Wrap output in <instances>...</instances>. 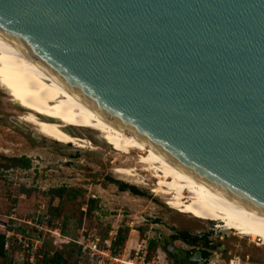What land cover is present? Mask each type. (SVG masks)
Masks as SVG:
<instances>
[{
	"label": "water",
	"instance_id": "95a60500",
	"mask_svg": "<svg viewBox=\"0 0 264 264\" xmlns=\"http://www.w3.org/2000/svg\"><path fill=\"white\" fill-rule=\"evenodd\" d=\"M0 34L264 226V0H0Z\"/></svg>",
	"mask_w": 264,
	"mask_h": 264
},
{
	"label": "rangeland",
	"instance_id": "374dc122",
	"mask_svg": "<svg viewBox=\"0 0 264 264\" xmlns=\"http://www.w3.org/2000/svg\"><path fill=\"white\" fill-rule=\"evenodd\" d=\"M23 114L0 91V221L9 224L10 216L20 220L46 210L61 224L62 234L70 238L86 231L104 240L115 231L122 238L115 251L130 257L132 248L153 240L154 247L148 248L146 255L152 264H175L165 252L166 244L175 248L178 261L194 248L207 252L208 257L216 253L223 262L238 257L251 264H264V247L257 239L233 231L222 233L216 229L220 222L175 209L169 198L173 190L169 182L159 188L157 180L138 171L146 151L112 147L89 131L76 135L95 150L62 146L20 123L18 118ZM20 158L27 160V168L18 165ZM132 167L137 170L135 178L112 173L115 168ZM137 179L142 184L134 183ZM61 189L59 197L50 193ZM181 236L187 242L196 239V244L188 245ZM43 249L45 254H58L63 264H88L74 248H54L44 241ZM13 257L12 262L5 257L0 264H25L19 254Z\"/></svg>",
	"mask_w": 264,
	"mask_h": 264
},
{
	"label": "bare ground",
	"instance_id": "6f19581e",
	"mask_svg": "<svg viewBox=\"0 0 264 264\" xmlns=\"http://www.w3.org/2000/svg\"><path fill=\"white\" fill-rule=\"evenodd\" d=\"M0 91L11 104L24 111L18 121L30 126L37 135L47 140L62 146L71 145L93 151L95 148L91 143L76 135L78 132L89 131L99 141L112 147L146 151L147 155L141 159L142 165L138 171L157 180L159 188L169 182L173 189L172 192L169 191V198L175 209L220 222L221 227L216 229L223 230L222 233L237 232L247 239H257L260 246L264 247V226L229 202L204 180L177 165L120 123L99 113L22 47L2 34ZM112 173L119 177H137L135 168H115ZM138 179L134 183L142 184Z\"/></svg>",
	"mask_w": 264,
	"mask_h": 264
},
{
	"label": "built area",
	"instance_id": "2783aa9c",
	"mask_svg": "<svg viewBox=\"0 0 264 264\" xmlns=\"http://www.w3.org/2000/svg\"><path fill=\"white\" fill-rule=\"evenodd\" d=\"M9 224L5 223L1 229L3 236L2 250L5 257L12 262L13 256L19 254L25 264H49L44 263V258L52 259L54 252L44 253V241L49 242L54 248H74L77 253L85 258L88 264H152L146 261L148 241H142L132 248V255L117 253L111 246L115 231L109 233L104 240L91 232L83 231L77 238H70L62 234L61 224L50 221L46 210L36 212L25 219H16L10 216ZM51 222V223H50ZM201 250L191 248L188 253L190 258H199L197 264H251L246 259L229 257L225 262L220 255L211 253L212 256L200 257ZM205 252V251H204ZM157 253V251H156ZM207 254V252H205Z\"/></svg>",
	"mask_w": 264,
	"mask_h": 264
},
{
	"label": "trees",
	"instance_id": "16d2710c",
	"mask_svg": "<svg viewBox=\"0 0 264 264\" xmlns=\"http://www.w3.org/2000/svg\"><path fill=\"white\" fill-rule=\"evenodd\" d=\"M19 163L20 164H18V165L21 168H27V166H28L27 165L28 162H27L26 159L20 158L19 159ZM62 191H63L62 189L61 190H58V191L50 190V193H54V196L55 197H59ZM128 191L131 192V193H133V194H136V191L133 190L132 188H129ZM90 204H91V202H90ZM47 214L49 215L51 222L54 221V220L57 221V219H55L54 216L50 215L49 213H47ZM173 239L176 240L177 238H173ZM180 239L183 242L187 243L188 245H194V244H196V239H190L189 242H187L186 240H184V237L183 236H181ZM121 244H122V238L120 236H118L117 233H116L115 234V237H114V240H113V242L111 244V246H112V248L114 250H116L117 249V246L118 245H121ZM154 244L155 243H154L153 240L148 241V248L149 249H152L154 247ZM2 245H3V236L0 234V260L3 259V258H5V255H4L3 250H2ZM206 256H207V254L205 252H203V251L200 252V257L201 258H205ZM146 261H147V258H146ZM173 261H174L175 264H188V263H180L177 260H173ZM43 262L44 263H49V264H63V261H62V259L60 258V256L58 254H54L53 257H52V259H50V260H47V259L44 258ZM189 264H194V263L189 262Z\"/></svg>",
	"mask_w": 264,
	"mask_h": 264
},
{
	"label": "flooded vegetation",
	"instance_id": "af4514ba",
	"mask_svg": "<svg viewBox=\"0 0 264 264\" xmlns=\"http://www.w3.org/2000/svg\"><path fill=\"white\" fill-rule=\"evenodd\" d=\"M222 231L223 230H220V232H222ZM167 245L168 244H166V246H165V252L170 254L172 256V258L175 260L176 259V255H177L175 248L174 247H173V249L167 248ZM199 260H200L199 258L193 259V258H190L189 256L186 255L184 257V260L183 261L179 260V262L180 263H188V264H189V262H192L194 264H197L199 262Z\"/></svg>",
	"mask_w": 264,
	"mask_h": 264
}]
</instances>
